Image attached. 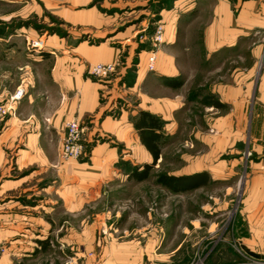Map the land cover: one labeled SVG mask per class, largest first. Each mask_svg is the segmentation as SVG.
<instances>
[{"label":"rangeland","instance_id":"obj_1","mask_svg":"<svg viewBox=\"0 0 264 264\" xmlns=\"http://www.w3.org/2000/svg\"><path fill=\"white\" fill-rule=\"evenodd\" d=\"M102 1L93 0L86 7L95 6L100 14L113 16L117 24L106 27V31L97 36L90 27L80 29L81 26L65 17L62 12L66 4L62 0H0V44H18L16 53L20 55L23 51L27 55H39L51 39L70 45L84 42L88 46L111 42L115 70L96 76L91 73L93 65H87L85 76L99 85L98 122L107 117L119 122L121 129L113 135L100 133L96 126L99 123L92 122L96 116L71 119L77 120L83 128L82 158L76 162L61 160L59 152L65 128L50 170L52 181L62 167L72 169L65 179L66 194L38 195L35 192L34 195L13 196L25 208L19 211L25 225L19 227L18 234L45 235L52 242L46 252L15 262L207 264L217 247V240L208 244L207 226L217 224L218 219L193 206L189 212L187 208L188 202L203 203L204 191L177 198L172 191L159 185L156 177L160 174L173 176L186 170L190 160L198 158L201 161L206 153L201 137L214 133L207 123L215 116V110L203 107V96L210 87L227 78L219 76L218 59L215 63H204L202 32L212 21L213 2L188 0L177 8V15H172L169 11L174 0H157L134 12L121 7L124 0L108 10L101 7ZM113 1H109L110 4ZM230 1L235 5L234 0ZM127 28L132 31L125 35ZM250 38L244 42V48L257 42L264 48V31L255 32ZM161 52L167 55L168 60L163 62L171 77L155 73L154 66L153 71L146 68L142 81H137L140 61L142 65L144 59L154 53L156 63ZM155 105L158 110L154 111L161 115L164 124L161 156L148 178L137 181L132 177L133 172L143 170L152 159L139 145L133 129L128 131L127 123L140 108L152 110ZM240 176L227 182L232 187L235 202L241 190ZM53 182L52 186L62 185L60 179ZM214 187L208 191L217 196L218 184ZM26 207L31 209L26 210ZM27 214L35 217L36 225L27 222ZM195 218L201 227L196 232L187 226V220ZM206 220H210L208 224ZM178 224L180 229H177ZM188 230L190 235L186 234ZM217 230L213 238L218 236ZM196 236H204V239L194 246L192 240ZM177 244L181 247L174 252ZM0 249L1 257L7 247L0 244Z\"/></svg>","mask_w":264,"mask_h":264},{"label":"crops","instance_id":"obj_2","mask_svg":"<svg viewBox=\"0 0 264 264\" xmlns=\"http://www.w3.org/2000/svg\"><path fill=\"white\" fill-rule=\"evenodd\" d=\"M92 1L62 0L66 4L62 13L72 24L81 26L80 29L90 27L98 36L117 22L113 16L100 14L95 6L87 8ZM109 1L103 0L101 7L108 10L122 4L121 0H114L112 4ZM155 1L124 0L121 7L134 12ZM186 1L174 0L169 12L177 15V8ZM212 2V21L202 32L204 63H215L218 59L219 76L227 79L210 87L203 98L211 95L222 107L213 108L209 99L203 104L204 108L215 110V116L207 123L214 133L201 137L206 153L201 161L190 160L186 170L173 174V177L203 174L201 186L172 194L178 198L204 191L205 201L188 202L187 208L189 212L193 206L218 219V225H206L210 232L208 244L217 240L207 264H264V48L260 42L244 48V42L252 39L250 35L264 31V0H234L235 5L230 0ZM131 31L127 28L125 35ZM49 41L45 43L46 50L37 56L24 51L21 55L16 53L19 45L12 42L0 44V105L7 109L6 116L0 120V244L7 247L0 264H16V259L30 258L49 249L52 241L48 236L18 234L19 227L25 225L19 211L25 208L13 196L35 192L66 194L65 179L72 169L62 167L53 179H60L62 185L52 186L54 182L50 178L65 123L72 118L96 116L92 122L99 123L96 126L100 133L121 132L119 122L107 117L98 122L99 85L85 76L87 65L113 62L115 51L111 42L88 46L84 42L70 45L54 39ZM164 59L168 60L167 55L159 53L155 73L171 77ZM146 62L144 59L142 65L139 63V82L142 73H146ZM154 110H158L156 105L152 110L140 108L138 112H148L161 119ZM127 124L125 127L128 131L133 129L142 146L130 119ZM239 174L241 190L235 202L227 182L239 178ZM217 184L219 194L212 195L208 190L215 189ZM27 217V222L36 225L33 215L27 214ZM187 226L193 227L194 232L201 228L197 218L187 220ZM202 227L205 228L204 224ZM216 228L217 239L213 238ZM189 233L188 230L186 234ZM187 238L190 241V236ZM203 239L204 236L194 237V246ZM180 247L177 244L174 252Z\"/></svg>","mask_w":264,"mask_h":264},{"label":"trees","instance_id":"obj_3","mask_svg":"<svg viewBox=\"0 0 264 264\" xmlns=\"http://www.w3.org/2000/svg\"><path fill=\"white\" fill-rule=\"evenodd\" d=\"M203 104L209 103L213 108H221L222 105L215 100L211 95H205L203 98ZM134 128L139 133V139L142 146L150 154L152 162L146 164L143 170L138 172L135 170L132 177L137 181H143L148 178L149 172L155 165L157 160L161 156V140L163 139V121L148 112H138L133 118H131ZM203 174H197L192 176L173 177L165 174H160L156 177V181L162 187L172 191H184L187 189H193L199 187L202 184Z\"/></svg>","mask_w":264,"mask_h":264},{"label":"built area","instance_id":"obj_4","mask_svg":"<svg viewBox=\"0 0 264 264\" xmlns=\"http://www.w3.org/2000/svg\"><path fill=\"white\" fill-rule=\"evenodd\" d=\"M160 39V38H159ZM155 55L150 53L147 57L146 68L148 71H153L155 66ZM116 65L114 63L109 64H96L91 67V73L93 75H105L113 72ZM7 113V109L0 105V118ZM66 132L63 142L60 147L59 156L63 162H76L82 158L84 145L81 143V136L83 128L79 122L75 119L66 123ZM1 252V249H0Z\"/></svg>","mask_w":264,"mask_h":264}]
</instances>
